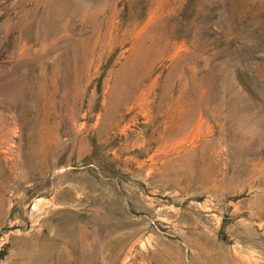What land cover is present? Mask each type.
I'll list each match as a JSON object with an SVG mask.
<instances>
[{"label":"rangeland","instance_id":"1","mask_svg":"<svg viewBox=\"0 0 264 264\" xmlns=\"http://www.w3.org/2000/svg\"><path fill=\"white\" fill-rule=\"evenodd\" d=\"M54 237L264 264V0H0V264Z\"/></svg>","mask_w":264,"mask_h":264},{"label":"bare ground","instance_id":"2","mask_svg":"<svg viewBox=\"0 0 264 264\" xmlns=\"http://www.w3.org/2000/svg\"><path fill=\"white\" fill-rule=\"evenodd\" d=\"M40 54V53H39ZM67 81V80H66ZM66 83V82H65ZM41 202V199H38L35 201V207L34 208H38L39 204ZM34 210V209H33ZM67 232V231H66ZM59 236H61V234L58 232L57 233ZM65 234V233H64ZM63 234V235H64ZM64 239V238H63ZM58 242L56 237H54V239H47L45 238V240L39 244V250L37 251V254L33 257H27L26 261L24 262L25 264H45L47 261H49L50 259H52L53 256V252L57 246ZM31 245V244H30ZM31 250V248H30ZM32 254V253H31ZM24 257V256H23ZM21 260V259H20ZM52 261V260H51ZM21 262V261H20ZM23 262V261H22ZM50 264V263H49Z\"/></svg>","mask_w":264,"mask_h":264}]
</instances>
